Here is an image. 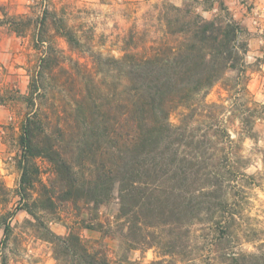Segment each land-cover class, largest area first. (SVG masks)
Instances as JSON below:
<instances>
[{"label": "trees", "instance_id": "16d2710c", "mask_svg": "<svg viewBox=\"0 0 264 264\" xmlns=\"http://www.w3.org/2000/svg\"><path fill=\"white\" fill-rule=\"evenodd\" d=\"M159 9L164 32L154 46L101 59L92 70L73 62V72L64 67L56 39L71 51L83 44L62 12L43 7L32 18L0 11V26L18 38L29 36L37 53L26 69L25 95L0 88V107L21 101L27 109L18 138L16 210L38 221L34 210L52 212L56 200L76 202L91 194L99 204L115 195L117 219L126 232L123 242L130 249L157 243L163 256H178L180 246L173 242L198 228L207 231L221 264H264L261 248L234 253L228 247L235 221L249 203L247 190L260 182L247 173L241 138L233 139L220 118L226 108L205 101L228 71L238 76L226 90L245 98L246 31L223 0H186L180 7L164 3ZM203 12H214L213 18L205 19ZM248 104L255 105L245 99L243 106L231 108L244 107L238 116L240 134L254 140L255 109ZM178 109V124L172 125L170 113ZM38 160L52 167L48 185L39 179ZM6 191L0 184V203ZM5 222L0 215V229L7 235ZM165 227L171 228L169 234L158 236L156 231ZM45 231L57 262L63 257L74 264H111L73 231L65 237ZM166 244L171 247L165 249Z\"/></svg>", "mask_w": 264, "mask_h": 264}, {"label": "rangeland", "instance_id": "374dc122", "mask_svg": "<svg viewBox=\"0 0 264 264\" xmlns=\"http://www.w3.org/2000/svg\"><path fill=\"white\" fill-rule=\"evenodd\" d=\"M184 1L186 0H0V11L10 16L26 15L32 18L39 16L43 7L59 14L62 12L68 26L83 44L81 49L71 51L63 40L56 39V44L65 56L64 67L73 72L74 63L92 70L101 59H120L125 52L143 53L154 46L164 32L163 24L158 20L159 8L164 3L180 7ZM223 2L233 21L246 31L244 80L247 93L244 99H240L241 96L226 90V86L234 85L238 76L236 71H228L223 80L208 92L205 101L226 108L221 111L220 118L228 127L232 138L242 140L243 155L249 161L247 173L259 177L260 186L247 190L249 203L241 211V219L235 221L232 228L235 236L230 239L228 246L234 253H256L259 248L264 250V110L261 108L264 105V0ZM213 13L203 12L202 16L211 20ZM36 58L37 53L32 50L29 36L18 38L7 27L0 26L2 92L8 88L25 95L30 75L26 69ZM72 88L75 89L74 86ZM245 99L255 103L247 105L255 109L256 119L252 122L254 140L240 134L238 116L242 114L244 107L235 111L233 109L236 106L231 108L236 103L237 106H243ZM66 100L70 104L71 97ZM180 111L178 109L170 113L169 122L172 125L178 124ZM26 112L21 101L0 107V184L7 189L4 200L0 203V215L10 225L7 235L0 229V264H74L71 258L61 257L60 262L55 260L54 244L45 227L59 237H65L70 230L73 231L93 253L105 256L111 264H152L158 261H163V264H221L218 252L206 236L207 231L198 232V228L192 229L194 234L173 242L180 246V249L176 248L180 251L178 256H163L164 250L157 243L151 248L130 249L123 242L126 232L122 221L117 219L119 204L115 195L109 201L99 204L95 203L98 196L91 194L76 202L56 200L52 212L34 210L38 221L26 212L16 210V189L20 180L17 167L20 153L18 138L20 123ZM37 165L39 179L48 185L52 167L43 160H38ZM77 169L80 171V168ZM170 230L168 227L161 228L156 234L164 237ZM166 245L165 249L171 247Z\"/></svg>", "mask_w": 264, "mask_h": 264}]
</instances>
